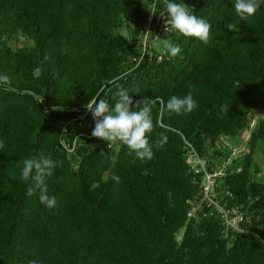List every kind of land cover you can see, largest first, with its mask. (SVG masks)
<instances>
[{
    "label": "trees",
    "instance_id": "obj_1",
    "mask_svg": "<svg viewBox=\"0 0 264 264\" xmlns=\"http://www.w3.org/2000/svg\"><path fill=\"white\" fill-rule=\"evenodd\" d=\"M262 105L264 0H0V264H264Z\"/></svg>",
    "mask_w": 264,
    "mask_h": 264
},
{
    "label": "built area",
    "instance_id": "obj_2",
    "mask_svg": "<svg viewBox=\"0 0 264 264\" xmlns=\"http://www.w3.org/2000/svg\"><path fill=\"white\" fill-rule=\"evenodd\" d=\"M175 26L176 21L162 20L159 24V31L162 35H165L168 29ZM187 148L185 162L189 167V171L201 175L202 178L200 185L201 197L193 207L205 204L206 207L212 209L219 216L224 226V236H227L229 231H240L239 225L244 218V212L238 205H228V200L233 198L229 189L218 190V179L225 174L228 166L224 165L225 163L211 165L208 158L199 156L190 145L187 144ZM190 216V212H188V217Z\"/></svg>",
    "mask_w": 264,
    "mask_h": 264
},
{
    "label": "rangeland",
    "instance_id": "obj_3",
    "mask_svg": "<svg viewBox=\"0 0 264 264\" xmlns=\"http://www.w3.org/2000/svg\"><path fill=\"white\" fill-rule=\"evenodd\" d=\"M122 33L125 34V30H122ZM19 38L20 36L12 38L9 41V45L13 48H15V46H18L17 44L20 42ZM160 47H161V41L159 38H156L155 42L152 45V48L155 49L156 51H159ZM253 118L254 119L251 123V128L256 121L260 119L264 120V105H262V108H260V110L254 113ZM246 140H247V134L243 138L237 140V142H230L228 140L221 141V144H219L220 149L225 150L226 148H228L229 149L228 152L231 151L227 157H224V160L223 159L221 160L224 161L223 162L225 163L224 165L231 166L233 162L236 163L243 157V155L247 151ZM255 160L258 163V172L255 174V178L259 181H262L264 179V158L259 152H257L255 155ZM193 208L189 210L191 215L190 217L196 215L197 208L199 209L200 207L196 206Z\"/></svg>",
    "mask_w": 264,
    "mask_h": 264
}]
</instances>
